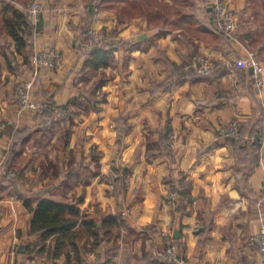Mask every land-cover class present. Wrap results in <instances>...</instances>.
Wrapping results in <instances>:
<instances>
[{"label":"crops","instance_id":"0c3cea01","mask_svg":"<svg viewBox=\"0 0 264 264\" xmlns=\"http://www.w3.org/2000/svg\"><path fill=\"white\" fill-rule=\"evenodd\" d=\"M3 1L0 0V11ZM104 1H110L112 5L107 6L116 9L110 16L94 17L89 28L104 27L116 34L112 40L113 62L105 68L109 80L101 89L99 113H92L99 118V137L95 136L93 141H99V177L111 165L122 166L130 174L126 189L120 194L99 179V225L110 235L115 228L118 230L115 237L100 239L99 264H170L165 258L163 232L170 230L175 234L177 226L181 235L174 238L180 251V264H250L258 256L250 237L264 226L261 205L264 145L260 148L259 162L253 164L248 145L237 149L220 133V128L235 113L240 115L241 122L263 115L264 87H257L251 69L238 67L236 63L247 55V49L237 40L215 33L209 12L214 0H181L186 6L174 9L173 2L179 0H156L162 5H157L152 13L149 9L153 0ZM244 1L230 0L229 4L238 11L244 7ZM12 2L24 9L19 0ZM43 2L45 8L38 19L32 20L36 29L31 46L33 51L58 46L65 54L63 63L56 69L35 68L31 62H25L24 53L6 32L11 50L0 48V119L17 115L13 92L21 78H35L34 99L45 100L49 94L59 107L71 101L82 86L77 78L86 57L73 47V42L78 37L81 15L85 18L90 6L82 11L72 9L68 16L66 5L59 0ZM138 4L143 6L141 11L136 10ZM249 35L241 36L243 42L247 43ZM192 52L222 61L220 74L206 79L175 80L167 58L182 67ZM258 52L264 56V50ZM12 60L19 67V74L9 65ZM154 83L159 85L156 90ZM21 116L23 126L35 127L39 123L32 112ZM120 117L127 122V134L121 135L115 127ZM70 124L61 122L60 127L56 124L51 129L36 130L27 142L33 149L22 169L25 177L38 175L39 181L41 172H45L44 162L52 158L51 153L50 159L46 156L44 147L52 152L60 133H65V141L57 146L61 158L76 148V125ZM79 131L83 133L82 128ZM90 138L85 139L83 148L90 144ZM9 142V133L5 131L0 136L2 153ZM80 150L71 170L57 179L56 185L44 183L48 181L46 178L33 185L35 191L29 194L22 187L17 189L13 182L2 188L0 264H19L20 256L24 260L26 255L27 264L41 259L48 263L45 255L39 259L37 250L28 253L29 246L40 253L45 251H40V235L31 230L34 213L26 207L21 194L49 197L58 191L57 185L62 189H72L78 184L91 187L95 183L93 177L87 178L81 172L93 164ZM178 182L183 188L173 207L166 193ZM68 198L63 199H71L72 204L82 208H87L90 202L86 194L77 199ZM125 206L130 211L127 216H121V208ZM86 210L90 215L95 214L93 208ZM20 246L25 250L21 251ZM84 259L82 256L77 261L71 256L68 261L62 255L54 260L56 264H82Z\"/></svg>","mask_w":264,"mask_h":264},{"label":"rangeland","instance_id":"374dc122","mask_svg":"<svg viewBox=\"0 0 264 264\" xmlns=\"http://www.w3.org/2000/svg\"><path fill=\"white\" fill-rule=\"evenodd\" d=\"M19 1L22 3V6L24 8L30 9L31 4L36 0H19ZM40 1H42L43 9H44L45 4H44L43 0H40ZM59 1L62 2V4H64V7L66 5L65 12L68 16H71V14H72L71 12L73 10H78V11L85 10V8H87V5H89L90 3L95 4V13H94L95 19H99V18H101L103 16H107V15L110 16L111 15L110 13L116 9L113 6H107V5H112V4L110 1H104V0H59ZM244 2H245V5L242 9H240L238 11L233 10V12L235 13V17L237 20V26H238V30H237V34H236L235 38L239 44L241 43V45L247 49L246 50L247 55H249L250 53H255L256 57H258V59L263 64L264 56L259 55V52H258L259 51V49H258L259 43L258 42L262 39L264 40V0H245ZM182 3H184V1L183 2L181 0L174 1L172 9H174L176 7L180 8V7L186 6V5H183ZM116 5L117 4L115 3L114 6H116ZM157 5L160 6V5H162V3L161 2L157 3L156 0H153V4H152L151 9H149V12H151V13L153 11L155 12V7ZM136 6H137L136 7L137 11H141V9L143 8V6L140 4H138ZM70 8H71V11H70ZM190 9H191V7H190ZM120 10L122 11V8H119L118 11H120ZM210 15H211V13H210ZM31 19L33 20L32 16H31ZM80 19H81V22H79V23L82 25L83 20L85 18L82 17V15H81ZM186 26H184V28H186ZM90 29H94V32H96L99 35V38L100 39L103 38V39L99 40V42H97L96 44L94 43V45H92V44H90L91 39L88 38V40H89L88 44L89 45H87L86 48H83L80 45V43H81L80 39H78V37H76L75 42H73V47L78 48L81 51V54L84 51V49H88V48L90 49L99 43H103L106 39H111L112 34L115 32V31L114 32H108L107 30L104 29V27H100V28L91 27V28H89V30ZM188 30L189 29H187V31ZM88 31H87V36L89 37ZM246 35L251 36V37H249V40H247V43L243 42V40L241 38V36L244 38ZM1 39H2V42L4 43V47L11 50V44H10L11 42L9 41V39H7V37L5 35H3ZM230 40H232V39H230ZM232 41H234V40H232ZM48 47H55L60 51L61 57H62L61 63L58 66V67H60L61 64L63 63V60H64V56H65L64 51L55 45H51ZM199 54H204V53H199ZM199 54H196L195 56H197ZM205 55H208V54H205ZM208 56H211V55H208ZM211 57H213V56H211ZM245 57H241L240 59L245 58ZM213 58L217 59L215 57H213ZM24 60H25V58H24ZM217 60L219 62H221V64H222V61H220L219 59H217ZM14 61L15 60H12V64ZM12 64H9V65L11 66V68H13V72L17 71L19 74V71H20L19 67L16 65L15 62H14L15 65H12ZM58 67H56V68H58ZM56 68H53V69H56ZM105 68L106 67H104L101 70H97L96 72L95 71L92 72V70L91 71L87 70L85 68V65H84V67L80 73L81 75H79L77 78L79 81H81V85H82L80 87L79 93H82L84 90H89L88 94H89V96H91V99H89V98L85 99V104L78 107V109H76L75 106H69L68 107L69 108V117L68 118L61 119L60 116L58 115V112H57V115L54 116V119H53L54 123L49 124L52 126V128L55 127L56 124L59 125V127H60L61 122L71 123L70 125H72V126L75 124L76 125L75 140H76L77 144H76V148L74 150L77 149L78 151L76 150L75 151L76 153H75L74 150H72L70 153H67V156L65 155L64 158H61V154L59 153L57 146L65 141V138H64L65 133L62 132V133H60L61 136L59 135V137L56 139V142H54V145L52 147V149H53L52 152H49L48 148L44 147V151H46L45 152L46 156L49 158V154L51 153L52 158L51 159L49 158L50 160L44 162V163H46V165L43 166V171H45V172H41V176H40L39 181H38V175L37 176L35 175L32 178L30 176L25 177L24 173H22V169H23V166H25V164L27 162L28 155L31 154V151H32L31 149H33L32 144L26 143L24 145V147L27 146V144L29 145L28 148L25 147L27 154L26 155L23 154V158L19 159L13 167L8 168L5 172V174L11 179L10 182H13L14 185H17V189L19 187H22L24 189V191H26V193H30V192L35 191V188H33L32 186L36 185V184L39 185L40 181H43L46 178L48 179V181L44 182V183H48L47 185H49V184L56 185L57 179H61L64 175H66V173L68 171L71 170V167H72L71 163H73V161L75 160L76 154L79 152V148H81L80 154L85 156L86 159H89L90 162L93 164V167H89L87 170L82 169L81 174L86 175L87 178H90V179H92V177H93V181L95 183H93V184L91 183L90 184L91 187H85V185H79L78 184L76 187H73L72 189H62V187L57 185L56 187H57L58 191L54 192L55 195L52 194V196H49V197L56 198V199L58 198V200H61V201L65 200V201L71 202L70 198L77 199L81 196H84L85 194L88 195L90 198V202L88 205H86V207L95 209V214L90 215V214L86 213L87 208H82L78 204H75V205H77L81 208L83 215H86L89 218H93L96 222H99V179L104 181L111 190L115 191L116 182H117L119 175L124 174L123 177L125 179L124 180L125 186L122 187V190H125L126 186H127V181L129 180V174H130V173L125 174L123 169H126V168H124L122 166H119V167L117 166L122 171L121 173H119L117 170H114L115 165H111L103 173H101V176L99 177V154H100L99 153V141L98 142L96 140L93 141V138L95 136L99 137V118L96 116H93L92 113L96 112V115H98V113H99V97L101 96V93H102L101 89L103 87H101V88H99L93 92H91V89L93 88V85H94V83H96L97 79H99V76H100L102 71L105 73V75L108 77V80H109V74H107ZM18 69H19V71H18ZM246 69H249V68L246 67ZM24 81L29 82V83L33 82V84H35L34 83L35 78H33V79L32 78L31 79L21 78L15 83L14 92H13V100L15 101L17 109L19 111H18L16 116H11L9 118L0 119V123L3 121L4 122L5 121H12V123H14L13 125L15 126V128L27 127V126H23V122H22V119L20 117H22L21 115H23L25 112L29 111V112L34 113V115L37 116L36 120L39 121V123L35 127H38V128L41 127L43 129L45 127V124L43 122L42 123L40 122L39 117L41 115H43V113H45L46 111H49V109L51 108L50 103L48 102V99L40 100V101L34 99L33 98V87H34V85H32L30 96L33 99V101H35L39 104L46 103L48 105V107L44 111L43 110L40 111L38 109L33 110L30 108L29 109H23L19 103L18 98H17V91H18V86L21 84V82H24ZM261 89H263V88H261ZM105 96H106V94H105ZM60 108H65V106L58 107V110ZM74 109H76V110H74ZM77 117L79 118V121L74 120ZM119 119H120V121H117V123L115 124V127L119 130L121 135L127 134V132L129 131L127 128V123L123 124L122 117H120ZM120 126H121V128H120ZM96 127H98V129H96ZM80 128H82L83 133L79 131ZM43 130H45V129H43ZM6 131H8V127H7ZM0 136H1V134H0ZM87 137H92L89 139L90 144L87 146V148H83V146L85 145V139ZM79 140H81V141L79 142ZM10 141H11V138H10ZM9 144H10V142H9ZM9 144H8V146H9ZM81 145H82V147H81ZM78 146H79V148H77ZM0 155L4 156V153H2L1 150H0ZM3 156H2V158H3ZM2 158H1V161H2ZM52 164H54V165H52ZM109 180L111 182H108ZM43 188L45 189L47 187L43 186ZM169 191H170V189L166 193L167 201H169V199H168ZM65 197H70V198H68L70 200L63 199ZM262 201H264V200H262ZM262 201H261V205H262ZM34 203L36 204V202H34ZM121 209H122L121 216H127L129 211H130V207L125 206V207H122ZM101 227H103V226H101ZM103 229L102 228L100 229V236L98 239L99 241L101 238L103 240H107L111 236L113 238L118 233V230H115L116 228L114 229V232L111 235L109 233L107 234L105 232V230H103ZM80 230L83 232L85 230V228H83V230L81 228ZM164 233H171V235L173 236V242L168 241L166 239ZM255 234H257V233H253L252 235H255ZM163 235H164L165 240H166L165 258L169 262V260L167 258L168 246H169L168 244L172 243L173 246L175 247V254H176V257L178 259L177 261L180 263L181 262V260H179L180 251H179L178 245L175 242L173 231L165 230L163 232ZM99 241L95 240V238L93 236H91L90 234L84 232V234H82L78 240L80 254L78 255L74 251H71L70 257L73 256L74 259H76L77 261H80L82 256H84L85 259H84V262L82 264H99ZM33 251H36L35 253L38 254L39 259L45 255L48 257V260H49V261H47L48 263H45L46 261L45 260L42 261V259H41L39 262L37 260L33 264H41L42 262H44V264H56L55 263L56 260L51 261L46 251L44 253H40L37 248H32L29 246V252H28L29 255L33 254ZM19 255H21L20 252H19ZM25 257L28 258V255H26ZM70 257L67 258L68 261H70ZM26 259L24 258V260H23V257L20 256V258L17 260V263L27 264Z\"/></svg>","mask_w":264,"mask_h":264},{"label":"trees","instance_id":"16d2710c","mask_svg":"<svg viewBox=\"0 0 264 264\" xmlns=\"http://www.w3.org/2000/svg\"><path fill=\"white\" fill-rule=\"evenodd\" d=\"M13 0H4L3 9L0 11V48H4V43L2 42V36L6 32L11 35L17 42V49L24 53L25 62H31V56L34 53L31 46V42L34 40L36 26L31 19V14L28 8L19 9L17 8ZM87 16L83 20V24L77 28V35L81 41L80 45L86 48L89 45V40L87 36V31L94 19L95 4L90 3ZM211 13V9H209ZM214 31L219 36L224 38L229 37L216 26L212 15L210 16ZM116 32L112 34L111 39H106L103 43H99L92 48L84 49L82 56H85V68L87 70H92L96 72L104 67L111 64L114 58V46L112 45V40L115 37ZM264 40H260L258 49L260 51L264 50L262 46ZM196 54L193 52L189 57L186 58L182 67L178 66L167 58V62L172 69V74L175 80H184L187 78H199L206 79L212 76L220 74L223 69V65L219 69L212 73H198L196 71H186L184 65L189 63ZM10 64V63H9ZM253 75V73H252ZM108 81V77L102 71L99 79L94 83L91 92L103 87ZM159 87L157 83H154V89ZM89 90H84L82 93H78L74 96L71 101H69L65 107L75 106L78 107L85 104V99H91L88 94ZM48 95V102L51 108L39 117L40 122L45 124L43 129H51L50 123H54V116L57 115L58 105L55 99ZM74 109V110H76ZM262 117H257L252 120H247L241 122L238 134L234 138H227L228 142L234 144V146L239 148H245L243 146L248 145L251 148L253 154L252 160L253 164L259 162L260 148L263 144V130H264V109H262ZM123 124L127 123L124 118ZM121 128V126H120ZM37 129L41 127H18L15 128L14 125L8 126V133L11 138L10 144L6 151L2 161L0 162V192L2 188L10 182V178L5 174L6 170L13 167L19 159L23 158L24 145L34 136ZM6 131V130H5ZM247 154L249 151H246ZM25 158V157H24ZM114 170L119 173L122 171L114 166ZM124 173H130L128 169H123ZM124 174L119 175L116 182V193H121L124 184ZM29 194V193H27ZM24 198L26 207L34 213L31 230L33 233H38L42 240V247L40 251H46L50 260L58 258L59 256L70 257L71 251L76 254H80L78 240L84 232L90 234L99 241L100 236V225L93 218H89L83 215L81 208L69 201L58 200L52 197H44L38 194L25 195L21 194ZM36 202V204L34 203ZM264 208V201H262ZM1 218V213H0ZM118 221H116L117 223ZM85 228L82 232L80 229ZM170 264H180L178 261H169Z\"/></svg>","mask_w":264,"mask_h":264},{"label":"built area","instance_id":"2783aa9c","mask_svg":"<svg viewBox=\"0 0 264 264\" xmlns=\"http://www.w3.org/2000/svg\"><path fill=\"white\" fill-rule=\"evenodd\" d=\"M211 9V15L214 19L216 26L220 31L224 32L230 39L236 41V34L238 30L237 20L235 13L230 7L229 0H214V2L209 7ZM43 10L42 1L36 0L30 6V13L34 19H38ZM89 38L91 39L90 44L94 45L99 40V35L94 32V29L88 31ZM61 53L55 47H46L39 50H35L31 57L32 64L38 69L42 67L56 68L61 63ZM238 67L246 68L252 70L254 81L259 89L264 86V65L256 57L255 53H250L246 55L245 58L236 61ZM221 62L214 59L211 56L205 54H199L184 66L186 71H196L198 73H212L219 69ZM33 82H21L18 86L17 98L23 109H38L44 111L47 109L48 105L46 103L39 104L31 98V87ZM58 115L61 119L69 117V108H60L58 110ZM12 121H3L0 123V134L2 135L8 126L13 125ZM241 124L240 115L235 113L233 119L226 125L220 128V133L224 138H234L238 134V129ZM171 146L174 145L173 141L170 142ZM263 145H264V130H263ZM108 182H111L110 180ZM113 182V181H112ZM183 188V184L178 182L173 187L170 188L168 199L172 203L173 207H176L177 199ZM168 241L173 242V236L171 233H164ZM250 243L255 245L258 249V256L251 260L250 264H264V227L255 235L250 237ZM168 255L169 261H177L175 254V247L172 243L168 244Z\"/></svg>","mask_w":264,"mask_h":264},{"label":"water","instance_id":"95a60500","mask_svg":"<svg viewBox=\"0 0 264 264\" xmlns=\"http://www.w3.org/2000/svg\"><path fill=\"white\" fill-rule=\"evenodd\" d=\"M180 235H181V228H180V226H177V228H176V230H175V234H174V236H175V237H180ZM20 250H21V251H24L25 248H24L23 246H20Z\"/></svg>","mask_w":264,"mask_h":264}]
</instances>
